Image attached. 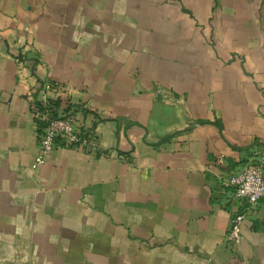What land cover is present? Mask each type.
Listing matches in <instances>:
<instances>
[{"label":"crops","instance_id":"0c3cea01","mask_svg":"<svg viewBox=\"0 0 264 264\" xmlns=\"http://www.w3.org/2000/svg\"><path fill=\"white\" fill-rule=\"evenodd\" d=\"M46 82L96 153L35 167ZM263 145L264 0H0V264H264Z\"/></svg>","mask_w":264,"mask_h":264},{"label":"built area","instance_id":"2783aa9c","mask_svg":"<svg viewBox=\"0 0 264 264\" xmlns=\"http://www.w3.org/2000/svg\"><path fill=\"white\" fill-rule=\"evenodd\" d=\"M59 85L43 83L32 91L31 110L38 136L39 152L35 167L42 165L50 154L60 148H77L85 153L97 152L88 134L81 132L74 108H63ZM59 101V105L56 102ZM264 146V145H263ZM225 198L236 200L238 212L229 217L225 241L233 247L241 243L242 224L246 213L264 203V147L244 166L235 169L225 179Z\"/></svg>","mask_w":264,"mask_h":264},{"label":"trees","instance_id":"16d2710c","mask_svg":"<svg viewBox=\"0 0 264 264\" xmlns=\"http://www.w3.org/2000/svg\"><path fill=\"white\" fill-rule=\"evenodd\" d=\"M56 105H59V101L56 102Z\"/></svg>","mask_w":264,"mask_h":264},{"label":"rangeland","instance_id":"374dc122","mask_svg":"<svg viewBox=\"0 0 264 264\" xmlns=\"http://www.w3.org/2000/svg\"><path fill=\"white\" fill-rule=\"evenodd\" d=\"M33 55H34V58H35V55H36V54H33ZM32 59H33V58H32ZM35 59H36V58H35Z\"/></svg>","mask_w":264,"mask_h":264}]
</instances>
